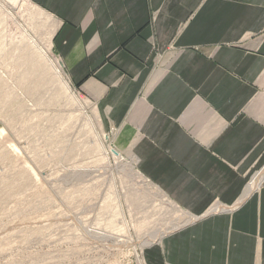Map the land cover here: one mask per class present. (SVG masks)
Segmentation results:
<instances>
[{
  "label": "crops",
  "instance_id": "crops-1",
  "mask_svg": "<svg viewBox=\"0 0 264 264\" xmlns=\"http://www.w3.org/2000/svg\"><path fill=\"white\" fill-rule=\"evenodd\" d=\"M140 173L195 219L148 264H264V0H31ZM211 208L219 211L206 215Z\"/></svg>",
  "mask_w": 264,
  "mask_h": 264
},
{
  "label": "rangeland",
  "instance_id": "rangeland-1",
  "mask_svg": "<svg viewBox=\"0 0 264 264\" xmlns=\"http://www.w3.org/2000/svg\"><path fill=\"white\" fill-rule=\"evenodd\" d=\"M30 1L0 0V264H148L146 249L195 218L137 163L142 180L133 175L132 138L69 82L86 103L74 101L45 55L59 60L47 48L56 21ZM263 177L264 166L243 199ZM184 213L189 222L139 245Z\"/></svg>",
  "mask_w": 264,
  "mask_h": 264
},
{
  "label": "bare ground",
  "instance_id": "bare-ground-1",
  "mask_svg": "<svg viewBox=\"0 0 264 264\" xmlns=\"http://www.w3.org/2000/svg\"><path fill=\"white\" fill-rule=\"evenodd\" d=\"M26 1L29 2L30 0H26ZM1 2H3L6 6H10V5H13V4L16 2V0H1ZM30 2H31V1H30ZM31 4H33V3H31ZM33 5H34V4H33ZM50 46H51V44H50L47 48L49 49ZM45 55H46L47 61L51 64V66L54 68V70L56 71V73H58L59 76H61V77L63 78L62 81H63L64 87L72 93L74 101H75L78 105L83 106L85 100L82 99L76 91H72V90H71L69 80H68V78H66V77L64 76V70H63L62 65L60 64L59 60H58V62L56 63V62L54 61V59H51V57L47 56V53H46ZM85 103H86V102H85ZM107 153H108L112 158H114V159H117V157H119V156H120V159H122V158H121V157H122V156H121V153L118 152L120 155H119V156H115L114 153L112 152V149H111V148H108ZM135 163H136V159H135L134 155H133L132 152H131V153H130V156H129V161L126 162V166H127V168L133 173L134 176H136L137 178H140V179L142 180L141 175L138 173V171H137L136 168H135ZM128 169H127V171H128ZM128 173H129V172H128ZM259 180H260V179H259ZM143 182H144V181H143ZM184 214H185V215H184V217H183L182 219L178 220L176 223H174V224H172L171 226H169L168 228H166V230H164V231H160L159 234H158L157 236H155L154 238H149V239H147V240H145V241H142V242L140 241V242H138L139 245H140V246H145V245L149 244V242H151V241H155V240L160 239V238L162 237V234H163V233H166V232H168V231H170V230L176 229V228H178V227H180V226L186 224L187 222H189V220H190V215H188V214H186V213H184Z\"/></svg>",
  "mask_w": 264,
  "mask_h": 264
}]
</instances>
